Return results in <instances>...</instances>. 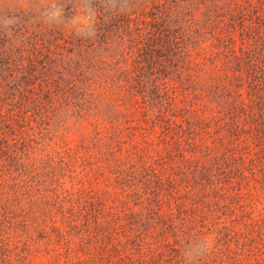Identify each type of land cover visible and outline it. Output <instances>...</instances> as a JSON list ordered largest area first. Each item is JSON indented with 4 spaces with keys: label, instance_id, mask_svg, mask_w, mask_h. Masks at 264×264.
<instances>
[{
    "label": "trees",
    "instance_id": "trees-1",
    "mask_svg": "<svg viewBox=\"0 0 264 264\" xmlns=\"http://www.w3.org/2000/svg\"><path fill=\"white\" fill-rule=\"evenodd\" d=\"M170 2L155 6L150 26L136 27L138 41L125 31L130 20L101 21L100 38L115 30L136 48V57L128 52L130 66L109 59L96 68L84 55L103 70L108 89L77 73L84 65L71 69L70 118L90 117L101 96L118 103L106 108L114 125L93 124L90 132L83 125L73 145L70 127L57 124L42 130L40 148H22L25 154L0 141V264H165V247L172 264H264L263 10H214L203 26L188 12L168 26L177 3ZM94 39L74 36L72 52ZM119 138L131 145L120 160ZM107 150L112 162L93 161L91 152ZM101 164L118 176L103 191L89 175ZM136 164L144 173L127 184ZM195 235L204 252L190 257Z\"/></svg>",
    "mask_w": 264,
    "mask_h": 264
},
{
    "label": "rangeland",
    "instance_id": "rangeland-1",
    "mask_svg": "<svg viewBox=\"0 0 264 264\" xmlns=\"http://www.w3.org/2000/svg\"><path fill=\"white\" fill-rule=\"evenodd\" d=\"M170 1L177 3L173 6L176 13L173 19H171L172 14L167 19L168 26L172 25L171 21L183 18L188 12L194 16V25L198 26L210 23L211 12L214 10L219 13L231 11L235 14L239 9L246 8L250 12L260 9L263 10L262 14L264 13V0H0V141H6L17 152V149H21L26 153L33 147L40 148L42 130H53L57 124L64 123L70 127L67 140L73 145L80 143V128L83 125L86 127V132L93 130V124L107 128L114 125L115 115L109 112L110 110L106 111V108H111L107 104L118 103L101 96L96 97L91 103L93 109L90 117L88 114L84 120L77 119L75 115L70 118V108L65 104H72V100L70 92H67L69 87L66 80L71 74V69L77 67L76 64L84 65L81 69L78 68L77 73L84 76L83 71H85L88 77L95 76L99 89H108V86L102 82L103 70L100 68L97 73L88 61L98 66L100 60H103L102 64H104L110 59L114 63L124 62L130 66L128 52L133 54L136 48L125 45L128 43L127 37L123 38L124 34L115 30L111 32L108 40L107 36L100 38L101 32L98 28L101 21L115 16L123 21L130 20V28L125 31L130 33L129 38L138 41L141 38L139 35L141 30H135L136 27L143 30V21L150 26L152 14L154 12L156 14L155 6L165 7V3L170 4ZM135 23L138 26H135ZM74 36L83 41L88 40V43L92 42L95 36V44L85 48L84 51L80 48L72 52L70 43ZM210 44V42L205 43L207 48ZM243 48L240 45L235 46V52L239 54ZM84 55H87L88 61L83 60ZM133 57H136V53ZM120 65L123 67V64ZM60 79H64L61 85H59ZM118 85L125 88L121 84ZM202 86L203 84L194 86L193 93L200 92ZM113 88L111 86V89ZM217 105L221 106V104ZM11 115L14 116V121H10ZM120 119L121 117L117 115L118 124H123L124 118ZM78 128L79 130L76 131ZM94 143L96 140L92 144ZM115 148L118 149L115 157L120 160L124 159L131 150V145L128 139L119 138V144ZM105 152L109 154L101 153L93 156L91 152L90 155L94 158L93 161L112 162L115 158L111 157L113 153L110 150ZM209 153L210 156L216 154L215 151ZM37 154L40 155L39 150ZM97 166L93 165L97 171L90 170L89 173L91 178L95 179L94 183L102 191L115 185L117 173L116 177H113L114 173L105 169L103 164L100 169H97ZM116 167L118 168V164ZM118 170L120 171L121 167ZM143 173L144 171L136 164L134 173L130 174L133 179L127 184L137 185L136 180ZM106 204L107 207H113L118 203ZM129 206L131 207V204ZM165 207L167 210V197H165ZM247 208H250V204ZM132 209L144 216L138 207ZM144 222L149 228L148 221L145 219ZM150 223L152 226L153 222ZM189 225L192 227L193 222ZM152 237L153 233L148 235L149 240L154 242L155 238ZM165 238L171 241L169 235ZM191 238L189 250L192 252H189V256L202 254L204 243L197 239L196 235ZM168 241L165 240V246ZM153 248L155 249L156 245ZM169 252L170 248L165 247V264H172L168 262Z\"/></svg>",
    "mask_w": 264,
    "mask_h": 264
}]
</instances>
